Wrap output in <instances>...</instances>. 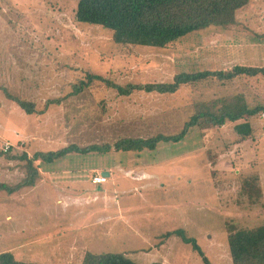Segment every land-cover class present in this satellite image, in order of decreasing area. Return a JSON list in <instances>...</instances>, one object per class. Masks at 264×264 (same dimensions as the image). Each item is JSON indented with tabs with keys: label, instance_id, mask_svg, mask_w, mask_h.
I'll use <instances>...</instances> for the list:
<instances>
[{
	"label": "rangeland",
	"instance_id": "obj_1",
	"mask_svg": "<svg viewBox=\"0 0 264 264\" xmlns=\"http://www.w3.org/2000/svg\"><path fill=\"white\" fill-rule=\"evenodd\" d=\"M77 4L0 0V184L25 175L26 162L11 156L176 135L197 103L241 97L249 108L264 105L261 74L128 97L88 79L144 85L183 72L263 68L264 0H251L231 27L193 32L164 49L115 44L111 31L75 20ZM81 82L88 86L79 90ZM239 123L193 128L154 151L36 161V185L0 191V253L36 264H82L87 252L124 253L138 264H206L186 243L191 238L211 264H233L229 228L264 225V113L250 119L246 141ZM100 176L106 182L92 185ZM247 184L259 186L261 198L252 202Z\"/></svg>",
	"mask_w": 264,
	"mask_h": 264
},
{
	"label": "trees",
	"instance_id": "obj_2",
	"mask_svg": "<svg viewBox=\"0 0 264 264\" xmlns=\"http://www.w3.org/2000/svg\"><path fill=\"white\" fill-rule=\"evenodd\" d=\"M251 0H78L75 20L79 23L101 27L112 32L117 45L164 49L187 35L210 27L228 28L238 23V13L250 5ZM264 75L263 68L235 66L225 71L183 72L177 74L172 82L152 84H115L99 75H89V83L100 81L117 92L118 96L128 97L136 92L175 94L184 86H193L216 79L226 83L239 77H256ZM88 86L81 82L79 90ZM79 90H76V94ZM27 114H34L33 104L12 97ZM264 113V105L249 108L241 97L223 98L208 103L195 104V112L183 129L176 135L158 134L149 139L124 138L114 144L91 145L85 148L68 146L51 152L35 153L29 158L27 153L11 158L25 161V175L14 186L0 184V191L14 194L36 185L40 173L36 161L53 163L69 154H106L116 152L140 153L144 150L154 151L158 144L178 143L189 133L190 129L220 128L227 123H236L235 130L242 138L248 140L253 132L250 119ZM8 153V152H7ZM4 155L0 152V156ZM246 184V183H245ZM92 185H94L92 183ZM244 192L252 202L261 198L259 186H244ZM229 250L233 264H264V225L253 229L229 228ZM198 251L206 264H211L194 239H185ZM0 264H36L18 260L10 251L0 253ZM82 264H138L124 253L87 252ZM161 264V263H152Z\"/></svg>",
	"mask_w": 264,
	"mask_h": 264
},
{
	"label": "built area",
	"instance_id": "obj_3",
	"mask_svg": "<svg viewBox=\"0 0 264 264\" xmlns=\"http://www.w3.org/2000/svg\"><path fill=\"white\" fill-rule=\"evenodd\" d=\"M9 148H10V147H9L8 145H6L4 151H5V152H8V151L10 150ZM106 180H107L106 177H104V176H100V177H96V178H94L93 181H92V183H93V184H103V183L106 182Z\"/></svg>",
	"mask_w": 264,
	"mask_h": 264
},
{
	"label": "crops",
	"instance_id": "obj_4",
	"mask_svg": "<svg viewBox=\"0 0 264 264\" xmlns=\"http://www.w3.org/2000/svg\"><path fill=\"white\" fill-rule=\"evenodd\" d=\"M108 173V172H107ZM109 174V177H111V174L110 173H108ZM108 177V178H109ZM100 185H103V184H94V186H100Z\"/></svg>",
	"mask_w": 264,
	"mask_h": 264
},
{
	"label": "water",
	"instance_id": "obj_5",
	"mask_svg": "<svg viewBox=\"0 0 264 264\" xmlns=\"http://www.w3.org/2000/svg\"><path fill=\"white\" fill-rule=\"evenodd\" d=\"M103 175L109 176V174L107 172H104Z\"/></svg>",
	"mask_w": 264,
	"mask_h": 264
}]
</instances>
